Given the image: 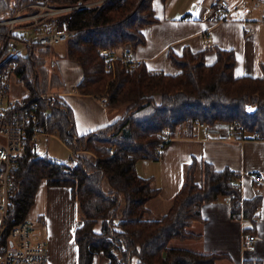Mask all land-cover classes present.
<instances>
[{
    "label": "trees",
    "instance_id": "1",
    "mask_svg": "<svg viewBox=\"0 0 264 264\" xmlns=\"http://www.w3.org/2000/svg\"><path fill=\"white\" fill-rule=\"evenodd\" d=\"M54 1L62 5L79 0ZM153 1L105 0L74 11V33L64 43L67 58L81 66L76 88L82 94H103L106 107L127 105L125 114L80 134L67 103L59 98L52 104L42 101L49 110L46 128L75 149L77 161H58L47 153L27 150L14 172L9 208L14 222L27 216L42 180L70 187L83 216L75 232L79 264H92L100 252L110 259L109 264H217L226 253L173 247L170 241L200 236L190 230L191 223L202 217L203 204L221 196L232 197L231 211L236 218L239 210L235 204L243 198L240 172L203 161L198 182L193 160L169 210L160 219H148V203L160 189L153 185L152 177L138 173L136 164L140 159L159 157L158 147L169 141L163 140L164 128L171 136L178 131L193 136L197 122L228 121L240 137L264 139V63L260 76L236 75L233 48H217L212 63L204 59L206 49L193 52L185 48L182 54H175L170 48L167 55L178 67L174 72L152 71L143 61L125 63L126 51L116 59L115 69L108 67L107 55L100 52L103 48L113 52L127 42L132 47L146 43L143 28L159 21ZM14 4L15 0H0V19L11 15ZM53 51L51 46L38 48L19 59V78L30 97L64 85L55 70L49 74L47 63ZM50 78L52 86L48 87ZM243 200L245 216L253 223L262 194ZM244 264L261 262L245 260Z\"/></svg>",
    "mask_w": 264,
    "mask_h": 264
},
{
    "label": "crops",
    "instance_id": "2",
    "mask_svg": "<svg viewBox=\"0 0 264 264\" xmlns=\"http://www.w3.org/2000/svg\"><path fill=\"white\" fill-rule=\"evenodd\" d=\"M227 1L228 6L223 8L220 0H154L159 21L143 28L146 43L136 48L125 44L127 59L143 61L152 71L174 72L177 68L167 55L169 48L175 54H182L185 48L193 52L206 49L204 58L208 63L216 60L217 48H233L237 58L236 75H262L264 0ZM125 47L119 56H123ZM113 53L116 54L115 50ZM75 65L76 81L72 84L76 86L82 74L77 70L79 64ZM65 90L60 94L64 100L69 101L70 97L76 96L88 103L89 109L78 103L72 112L75 129L80 134L116 120L126 110L121 106L124 110L119 114L114 112L119 108L106 107L100 96L69 91L68 85ZM213 127L215 129L200 127L193 136L175 135L162 148L158 158L138 160V173L152 177L153 185L160 189L159 195L148 203L146 217L160 219L169 210L184 184L186 168L193 160L197 164L195 179L198 182L202 180L203 161L213 163L218 169L229 167L242 172L243 198L262 194V202L256 212L259 220L251 223L235 219L226 196H221L216 201L203 204L202 217L191 223L190 230L200 236L172 238L170 245L200 252L226 253L217 264H244L245 260H259L264 264V182L257 183L247 175L250 171L264 174V139L242 138L232 123ZM27 216L45 219L48 264H79L75 232L82 224L83 216L77 200L72 198L70 187L52 186L42 180ZM99 228L98 223L96 229ZM249 232H255L257 238L253 245L245 246L243 238ZM116 253L120 255V252ZM109 263L110 259L102 252L96 253L92 262Z\"/></svg>",
    "mask_w": 264,
    "mask_h": 264
},
{
    "label": "built area",
    "instance_id": "3",
    "mask_svg": "<svg viewBox=\"0 0 264 264\" xmlns=\"http://www.w3.org/2000/svg\"><path fill=\"white\" fill-rule=\"evenodd\" d=\"M103 1L79 0L60 5L54 0H15L11 15L0 19V264H48L45 219L26 216L14 222L15 217L10 216L9 208L14 172L19 168L23 156L27 150L41 154L37 148L41 136L54 134L45 126L44 120L49 116V110L43 107L42 101L52 104L59 93L40 91L35 96L12 99V78L25 85L19 78L18 61L38 48L66 42L74 33L71 27L74 11ZM220 5L227 7L228 1L220 0ZM100 52L107 55V65L114 69L118 57L109 48H103ZM127 58L126 50L122 60L127 63ZM197 125L205 126V123L197 122ZM162 137L163 140L172 139L168 128L163 129ZM161 150L162 147H158L156 154L160 155ZM76 161V156H72L71 163ZM240 174L242 183L244 173ZM247 175L257 183L264 182L261 172L250 171ZM226 198L231 206L232 197ZM235 209L239 210L235 219L248 221L243 198L235 204ZM9 219L13 221L12 224H9ZM253 220H259L256 213ZM256 238L255 232L246 233L243 245H253Z\"/></svg>",
    "mask_w": 264,
    "mask_h": 264
},
{
    "label": "rangeland",
    "instance_id": "4",
    "mask_svg": "<svg viewBox=\"0 0 264 264\" xmlns=\"http://www.w3.org/2000/svg\"><path fill=\"white\" fill-rule=\"evenodd\" d=\"M250 2H252V0H250ZM223 8H226V7H223ZM228 12L230 13V11H228ZM127 43H129L131 45L130 42H127ZM131 47H132V45H131ZM134 48H136V47H134ZM53 49H54V51L50 55V57L48 59V63H47L49 74L51 75L54 72V70H55L59 74L60 78L64 80V85L61 88H49L44 93H47V92L59 93L58 95H56V99L59 98L61 101H64L65 103H67L69 105L70 109H71V112H73V109L78 105V103L81 106L85 107L86 109H89L88 108V103H87V101L85 99L83 100V99L78 98V97L75 96V97H70L69 101H66L60 95V93L62 91H66L65 90L66 89V85H68V87L70 89L69 91H71V90L72 91H78V89L76 88L75 84H72V83L76 81L74 79V72H76L75 69H74V68H76L75 64H79V63H77L76 61H72L71 59L67 58L65 43L56 44V45L53 46ZM169 49H168V51H169ZM125 50H127L126 47H125ZM122 51H123L122 47L116 48L115 49V53L117 55L116 54L115 55L118 56V58H121L122 55L121 56H119V55L122 54ZM128 62H131L132 64H135V63H137L139 61H137V60H135V61L129 60ZM77 68H78L77 70H78L79 74L80 73L82 74L81 66L77 65ZM176 68L178 69L177 66H176ZM70 69L72 71H70ZM114 69H115V65H114ZM158 71H162V70H158ZM113 75H115L114 72H113ZM47 85H48V87L52 86L51 85V78L48 80V84ZM28 92H29V89L27 88V86L22 85L21 83H19L16 78H12V80H11V88H10V95H11L12 99H21L24 96L28 95ZM87 95H92V94H87ZM70 96H72V95H70ZM94 96L95 97L96 96H100L103 99V102L105 100V96L103 94L94 95ZM120 107H115V108H119V109L114 110V112L122 114L123 110L127 108V105L122 106V108H124V109H122ZM124 114H125V112L123 113V115ZM227 124L230 125V123L228 121H217L213 125L206 124L205 126H200V127H204V128L205 127L206 128L207 127L208 128L211 127V128L215 129V127H213L215 125H227ZM198 126L195 127V130L200 129V127H198ZM49 132H51V131H49ZM51 133H54V134L50 135V136H41V138H40V140L38 142V145H37V148H38L39 152L41 154L47 153L52 159H56L58 161H65V162L70 163L71 162V157L74 156L73 153H74L75 149L72 148V147H69L62 139H60V137L55 132H51ZM181 134H183V132L182 131H178L175 135H181ZM170 135H171V133H170ZM172 137L173 136H171V138ZM115 250H116V252H119L117 249H115Z\"/></svg>",
    "mask_w": 264,
    "mask_h": 264
}]
</instances>
